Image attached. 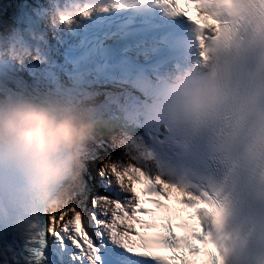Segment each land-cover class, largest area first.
Wrapping results in <instances>:
<instances>
[{
  "label": "clouds",
  "instance_id": "clouds-1",
  "mask_svg": "<svg viewBox=\"0 0 264 264\" xmlns=\"http://www.w3.org/2000/svg\"><path fill=\"white\" fill-rule=\"evenodd\" d=\"M123 2L68 9L53 0L49 20L67 26L90 9ZM194 9L195 18L176 14L191 27L194 56L160 79L151 100L162 111L161 127L176 133L173 145L156 152L137 142L120 161L104 160L99 172L133 198L146 177L176 196L192 194L193 213L211 209L193 223L211 234L217 264H264V0H195ZM2 58L39 56L17 34L0 37ZM108 123L73 97H0V236L22 240L40 219L67 223L84 210L72 190L89 144ZM114 205L97 197L94 207L111 217Z\"/></svg>",
  "mask_w": 264,
  "mask_h": 264
},
{
  "label": "snow or ice",
  "instance_id": "snow-or-ice-1",
  "mask_svg": "<svg viewBox=\"0 0 264 264\" xmlns=\"http://www.w3.org/2000/svg\"><path fill=\"white\" fill-rule=\"evenodd\" d=\"M163 2L173 14L195 18V0ZM191 197L183 191L176 196L146 177L134 198L121 192L118 197H99L115 201L111 217L97 212L93 197L91 207L67 223L38 220L10 250L16 254H6L0 264H217L211 234L193 223L194 217L211 209L195 208L193 213L196 201ZM174 215L181 221L176 227L182 234L174 230Z\"/></svg>",
  "mask_w": 264,
  "mask_h": 264
},
{
  "label": "bare ground",
  "instance_id": "bare-ground-1",
  "mask_svg": "<svg viewBox=\"0 0 264 264\" xmlns=\"http://www.w3.org/2000/svg\"><path fill=\"white\" fill-rule=\"evenodd\" d=\"M52 1L53 0H37L36 1V6L37 7H39L40 9H42V10H49V9H51L52 8V6H51V4H50V7H49V4H47V3H52ZM0 4H1V6H4L5 7V9L4 10H2V12L5 14V15H11L12 17H10V16H7V18L9 19V20H12V21H14V16L13 15H18L19 14V12H18V10L16 9V7L15 6H13L11 3H10V1L9 0H3V1H1L0 0ZM20 16H18V18H19ZM2 33V28H1V24H0V34ZM40 32H37V36L38 37H40V34H39ZM8 36H11V35H9L8 33H6ZM136 34H139V32L138 33H136ZM23 41H25L24 39H23ZM122 46V45H121ZM29 61V60H28ZM28 63V62H27ZM5 73H7V71L4 69V70H1L0 71V75L1 74H5ZM25 79H28L26 76H25ZM44 79V78H43ZM45 83H48V81L47 80H45ZM106 95V94H105ZM4 95H1L0 94V97H3ZM107 97H104L103 99H101V100H104V99H106ZM110 98L111 99H118L119 98V95H117V94H114V93H112V94H110ZM82 101H84L88 106H90V107H92V106H97V107H99V105H100V99H97L96 97H83V98H80ZM133 140H139V138L138 137H136V138H134ZM141 144H143V143H141ZM145 147H148L150 150H152L148 145H145V144H143ZM134 146H136V143H134V142H129V141H119V143H112V151L114 152V155L115 156H113V158H111L110 160L111 161H113V162H118V161H120V159H121V157L123 156V154H124V152L125 151H129V152H131L132 151V149H133V147ZM98 176V178H100L99 177V175H97ZM115 189H117L116 188V186H115ZM74 190V189H73ZM73 190H72V198H73ZM120 193V192H119ZM116 194L117 195H119L118 194V191L116 192Z\"/></svg>",
  "mask_w": 264,
  "mask_h": 264
},
{
  "label": "rangeland",
  "instance_id": "rangeland-1",
  "mask_svg": "<svg viewBox=\"0 0 264 264\" xmlns=\"http://www.w3.org/2000/svg\"><path fill=\"white\" fill-rule=\"evenodd\" d=\"M1 1H3V0H1ZM10 1V3L14 6L15 4H17V3H20V2H22L23 1V3L25 4V5H27L28 7H32L33 5H36V1L37 0H9ZM4 10L5 9V7L4 6H1V4H0V10ZM27 15V14H26ZM9 21H11V20H9L8 18H7V15L6 16H4V15H2V18L0 17V24H1V28H2V34H0V37H9L7 34H6V32L7 33H10V32H12V31H14V29H16L15 28V26H13ZM12 35H15V34H11V36ZM31 39V38H30ZM24 43H25V45H30V46H34V45H36L34 42H33V40L31 39L30 41H24ZM103 145L104 146H106V148L107 149H111V146L109 145V144H107V143H103ZM107 151V150H106ZM75 191H76V187L74 188V190H73V200H74V202H77V203H79L80 205L82 204V198H79L80 196H76V194H75Z\"/></svg>",
  "mask_w": 264,
  "mask_h": 264
}]
</instances>
